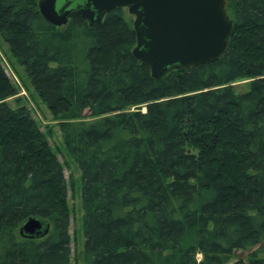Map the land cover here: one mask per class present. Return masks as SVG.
Segmentation results:
<instances>
[{"label":"trees","instance_id":"obj_1","mask_svg":"<svg viewBox=\"0 0 264 264\" xmlns=\"http://www.w3.org/2000/svg\"><path fill=\"white\" fill-rule=\"evenodd\" d=\"M37 3L0 0V38L62 119L84 264H264V0H228L227 50L161 78L133 56L126 9L55 26ZM14 95L0 64V264H71L63 165ZM31 216L44 236L19 234Z\"/></svg>","mask_w":264,"mask_h":264},{"label":"water","instance_id":"obj_2","mask_svg":"<svg viewBox=\"0 0 264 264\" xmlns=\"http://www.w3.org/2000/svg\"><path fill=\"white\" fill-rule=\"evenodd\" d=\"M37 5L55 26L80 16L95 27L109 10L127 8L135 32L132 54L148 65L154 78L218 59L233 30L228 0H38ZM48 230V221L31 216L22 222L19 234L38 238Z\"/></svg>","mask_w":264,"mask_h":264},{"label":"rangeland","instance_id":"obj_3","mask_svg":"<svg viewBox=\"0 0 264 264\" xmlns=\"http://www.w3.org/2000/svg\"><path fill=\"white\" fill-rule=\"evenodd\" d=\"M0 64L8 79L16 88V95L7 99L12 107H26L41 131L46 132L47 140L52 150L61 161L68 183L69 234L71 247V264H84L83 261V231L81 206V174L76 162L63 144L59 124L62 119L54 116L44 102L31 87L24 66L11 54L7 45L0 38ZM248 79H238L232 82L237 92L247 90ZM85 115V113H84ZM80 118L76 119L79 120ZM86 119V118H84ZM248 251H235L234 257L246 258ZM201 256L198 255V259Z\"/></svg>","mask_w":264,"mask_h":264},{"label":"flooded vegetation","instance_id":"obj_4","mask_svg":"<svg viewBox=\"0 0 264 264\" xmlns=\"http://www.w3.org/2000/svg\"><path fill=\"white\" fill-rule=\"evenodd\" d=\"M124 9H126L127 10V8H124ZM132 16V15H131ZM132 18H133V16H132Z\"/></svg>","mask_w":264,"mask_h":264}]
</instances>
